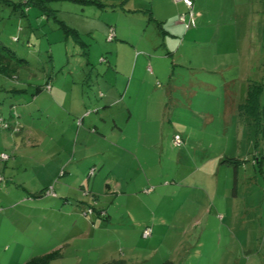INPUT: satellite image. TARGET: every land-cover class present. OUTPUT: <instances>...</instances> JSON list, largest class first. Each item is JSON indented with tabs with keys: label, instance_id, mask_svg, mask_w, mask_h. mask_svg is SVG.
I'll list each match as a JSON object with an SVG mask.
<instances>
[{
	"label": "rangeland",
	"instance_id": "1",
	"mask_svg": "<svg viewBox=\"0 0 264 264\" xmlns=\"http://www.w3.org/2000/svg\"><path fill=\"white\" fill-rule=\"evenodd\" d=\"M23 1L0 0V46L14 53L0 135L33 187L54 159L41 150L70 137L77 180L65 202L62 177L51 182L54 226L39 207L11 219L0 200V264H264V127L240 110L255 83L264 114V0H192L188 29L174 0ZM153 18L180 27L165 35ZM71 86L83 97L72 128Z\"/></svg>",
	"mask_w": 264,
	"mask_h": 264
},
{
	"label": "crops",
	"instance_id": "2",
	"mask_svg": "<svg viewBox=\"0 0 264 264\" xmlns=\"http://www.w3.org/2000/svg\"><path fill=\"white\" fill-rule=\"evenodd\" d=\"M174 1H176L177 6L183 5V7H185V5L182 1H179V0L178 1L174 0ZM154 21H156L157 26L159 27L161 32L165 35L170 34L171 36H174V33H177L175 31V28L179 29V27H180L179 24H177V26H173V25L169 24L166 27L165 25H162L163 19H158V20L154 19ZM164 28H166V30ZM72 84L74 85L75 82H73ZM72 87L73 86H71L70 94L67 95V97L69 96V100H70L69 101V107L67 108V112H68L67 114H69V117H70V121H69L70 122L69 123L70 128H72L73 124H74V122H72V115L76 112L77 113L83 112V109L81 108V106L77 105V100H82L83 97L78 96L79 93H76V95L72 94V91H73ZM128 87H129V85H128ZM128 87H126V89H128ZM40 90H41V87H40ZM54 90H58V89L54 88ZM34 100H35V98H34ZM119 125H121V124H119ZM80 134H81V130H78L76 137L77 138L81 137L82 135H80ZM85 135H86V131L84 132L83 136H85ZM5 137H6L5 135L4 136L0 135V141L2 143V145H1L2 149L0 150V153H2V152H5V153L13 152V154L15 156L16 153L14 152V150H16V149L12 148V147L13 146L16 147V145L14 143H12L13 146H11L12 144L8 141V138L5 139ZM66 140L67 141H65L64 143L60 142L58 145H55L56 144L55 143L52 146H47L43 150H41V153L48 156V159H52V158H54V159L51 160L52 167H49V169L47 171H46L47 164L46 163L42 164L43 172L42 171L38 172L40 179H37V181H38V182H36L37 185H35L34 187L33 186H26L24 184L23 180L21 182H19L14 178L15 174L19 171L17 164L21 167V165H20L21 163H18L16 161V159H15V161L9 159L5 163L3 162L4 166H1L3 168L0 169V175L5 178V180H6L5 183H8V184L10 183L11 185L8 186V184H7V186H5L0 191V200H1L2 204L3 203L6 204V206H7L6 208H9L7 210V212H9V216L11 219L13 218L12 212L15 211L16 208L18 210L29 209V211L30 210L33 211L34 208L39 207L41 211L43 210L44 212H48L47 215H48V219H49L50 224H53V226H54L57 223L56 222V215H55L56 211H57V207L55 205L51 207V205L49 204L50 198H48L46 194L43 195L42 190L49 188L51 182L58 175H60L62 177L61 180H63V181H60L59 186L57 187V192L60 194L59 197L62 199L61 201L65 202L67 200L65 198L67 192L69 193V191L73 188V185L76 184L75 182L77 179L74 178L72 180V171L66 170V166L71 163L72 158L70 157V155L73 152V148L71 146L72 141L70 140V137H68V139L66 138ZM73 156H74V153H73ZM9 161H12L11 167H9V164H8ZM44 171H46V172L44 173ZM22 172H24V171H22ZM129 179H131V178H129ZM64 181H66V182H64ZM112 186H113L112 190L114 192L117 189V187H118V191L120 190L118 182H114ZM55 187H56V184L52 188H55ZM25 201H27V202H25ZM24 203H27V204L24 205ZM65 207H66V204L64 206H61V208H65ZM211 209H212V207L209 209V211ZM60 211H61L60 213H66L65 211H62V210H60ZM43 215H44V219H46V213H43ZM20 216H23V215H20ZM110 218H111V216H110ZM157 220H158V225H160L162 220L160 218H157Z\"/></svg>",
	"mask_w": 264,
	"mask_h": 264
},
{
	"label": "trees",
	"instance_id": "3",
	"mask_svg": "<svg viewBox=\"0 0 264 264\" xmlns=\"http://www.w3.org/2000/svg\"><path fill=\"white\" fill-rule=\"evenodd\" d=\"M45 1H51V0H26V1H23V5L26 6V7H31V6H36L38 8H43V3ZM78 1H81L83 3H92V4H96L97 6H102V4L97 1V0H78ZM59 24V27L61 29H63L66 33L68 34H71L75 37L78 38V32L72 28V27H69L68 25H66L64 22H61L59 21L58 22ZM14 59V53L12 51H10L8 48L4 47V46H0V74H4L5 76H9V71H8V68H10V62L11 60ZM21 64H24V63H21ZM50 81L47 80L46 83L42 86V87H45L47 84L51 85L49 83ZM37 92L40 91V87H37L36 89ZM260 92H261V88L258 84H252L250 87H249V90H247L246 94H245V99H244V103H242L240 105V110L242 111V113H244L245 115H248L249 117H251L254 122L256 123V126L257 128H259L260 130H262V127H264V121H262V119H264V114H262V111H261V108H260V103H259V96H260ZM0 128L1 129H9L10 128V125H8L6 119H4L1 115H0ZM6 155L7 156V159H3L1 158V155ZM14 156L13 152L11 153H5V152H2L0 153V159L1 161H3L4 163L11 159V157ZM0 178H1V181L2 182H5V178L3 176L0 175ZM0 181V182H1ZM43 191V195L46 194V195H50V194H53V190L50 188V189H45V190H42ZM42 195V194H41ZM67 199V198H66ZM95 211L94 208H90L88 209V212H90L91 214ZM83 215H86L87 212H82ZM96 215L100 218L102 217H107L108 216V212L105 213V211L103 210H99L96 212ZM150 229V227H149ZM35 258V257H34ZM34 258H30L29 260H27L25 263L23 264H35V260H33ZM103 264H125L123 260H111L109 262H105ZM159 264H173L171 261H168V260H165V261H162L161 263Z\"/></svg>",
	"mask_w": 264,
	"mask_h": 264
},
{
	"label": "built area",
	"instance_id": "4",
	"mask_svg": "<svg viewBox=\"0 0 264 264\" xmlns=\"http://www.w3.org/2000/svg\"><path fill=\"white\" fill-rule=\"evenodd\" d=\"M179 1H182L184 3V5L186 6V8L188 9L187 15L181 14L179 17V21L185 25L186 29H188L191 25H194V17H193L192 11H191L192 6H193V2H192V0H179ZM173 141L176 145H180L182 143V139H181L179 134L174 135ZM5 157L7 158L6 155H3V154L1 155V158L6 159ZM0 181H1V178H0ZM146 232H145L144 236L149 235L150 229L148 228L146 230Z\"/></svg>",
	"mask_w": 264,
	"mask_h": 264
}]
</instances>
